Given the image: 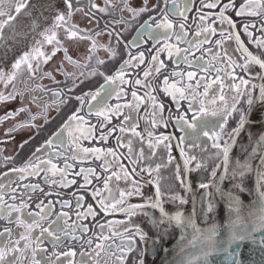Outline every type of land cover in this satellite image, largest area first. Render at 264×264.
Wrapping results in <instances>:
<instances>
[{"label":"snow or ice","instance_id":"1","mask_svg":"<svg viewBox=\"0 0 264 264\" xmlns=\"http://www.w3.org/2000/svg\"><path fill=\"white\" fill-rule=\"evenodd\" d=\"M106 3H111V0H106ZM124 7L132 14V18H136L140 16L142 13L153 12L156 11V16H150L148 21H145L144 24L140 25L141 29H144V32L147 36L155 41L153 44V49L150 51H154L155 54L151 55V61L148 67L143 72L142 78H136L133 81H129L125 78V70L128 67L139 68L141 64L145 63V55L143 52H139L136 56H131L130 53L129 59L125 60L121 65L117 72L112 76H105L104 83L101 84L95 91L89 92L85 94L84 97H76L77 100L81 102L83 105L85 103V99H87V103L89 108L95 109V113L98 117H103L104 122H101V129H105L106 123H110L113 117H119L123 115L122 125L127 124V127H123L121 125H117L111 129L107 130V134L104 132L101 133V140H106L108 135L111 132H114L119 129L121 133L131 132L133 136L140 137V139H144V137L136 131L137 128V120L136 117L132 115V113H136L140 106L144 104L146 101L149 104L151 111L148 112L146 110V115L151 117L148 122L155 127L158 123L163 124L165 127L168 125V120L175 121V126L179 128L181 135L178 138L177 147H180L181 144H187L189 150L192 149H200L201 153L206 151L203 145L206 143L205 138L208 141H211V147L216 149V152L213 153L214 158L223 157V166L217 164L215 168L212 170L213 181L210 183H200L198 185L199 188L204 189V192L200 195L199 201H197L196 197L193 195L192 197V211L191 214L185 215L184 211L178 207V209L169 213L163 207V199L162 193L160 191V185L158 183L155 184V192L154 198L147 197L142 204L136 205H126L119 208V211L126 212L129 216H135L137 213H143L147 216L148 226L155 230L157 233L158 239H163V237L168 234L169 229L173 227H180L183 232H186L188 228L193 229V241L198 242L201 245L200 251L198 254H194L191 258L185 260L181 258L180 264H196V262H200V264H209L210 257L213 253L223 252L229 264H243V262L239 259V249H233L232 245L236 241H242L246 239L250 233L247 231V226H244L241 230L242 221L239 215L241 198L233 191H225L222 188V184L225 180H235L237 183L234 184V187L243 192L245 191V180L248 176L254 174V184L257 187L258 192V200L260 201L262 207L260 209V215L258 221H256L255 226L252 228V231H256L257 229H264V151H260V149L264 148V132L257 134L256 140L253 142L252 151H250L245 160L243 162L237 160L235 167L232 168L231 172H229V158L230 152L236 144L237 139L239 138L241 132L245 130L246 125L252 123V113L259 106L261 110L260 119L264 120V85H261L259 88L258 96H254L252 91L247 92V97L244 99V103L246 104V108L237 107L240 104L241 99L245 97V90L241 88L240 85H236L230 81L228 87L230 89H235L234 94L232 95V101L229 103L225 100L223 95L224 88V80L221 78L220 73L224 72L226 74V78L234 79L235 68L239 67L245 72L249 71V68L252 65L259 66L262 70L261 73H257V75L264 80V38H254L253 32L250 31V28H255V24H243L241 25L243 32L247 35V37L251 38L252 43L256 45L257 49L260 50L259 54H254L249 48L244 44V41L241 39L240 32L235 31L236 23L232 20L230 16L226 13L231 9H235L234 0H227L226 3L223 0H212L209 3H203L202 7H207L210 9H216L218 6L220 10L218 13H215V20L212 21L214 24L216 20L220 22L221 25H226L233 29V31L225 30L221 31L222 37H227L229 39H234L236 43V52L240 54V61L237 62L233 60L232 56L228 54L226 50L222 53L221 51H217L213 59L216 60L217 63H226V67L221 69L215 67L212 63L206 62L201 65L199 63L200 57H194V51H199L204 44L209 43L208 36L215 34L216 29L212 27V24L205 25L204 21L209 17L205 16L202 12L199 15L200 24H198L197 32L193 39H188V32L186 31V21H187V12L190 10L191 0H157L156 4H152L149 7V0H142V4L140 7H133L128 0H123ZM3 4V0H0V5ZM66 8L68 9L67 13L58 12L54 18L53 24L49 29L46 30V33H50L45 35L46 43L53 44L55 43V47L53 48L52 55H55V52L59 50V46H61V41L56 39V29L64 28L66 33L70 38H83L80 37V32L83 31L78 28L77 25L70 24L71 16H72V8L73 3L72 0H65ZM161 4L163 6H161ZM25 7L23 3L16 4L14 7V11L16 13H20L21 8ZM51 5H49V8ZM93 8L99 7L96 4H92ZM80 11L81 9H76ZM101 12L106 11V8H99ZM245 13H248L251 16H264V0H244L239 6V9L236 10L237 16H244ZM6 15L3 11H0V16ZM87 15V13H86ZM173 18H179L180 23H176ZM15 18L8 14L7 19L0 21V45H3L5 41L8 39L7 36L3 35V28L9 21L14 20ZM15 28V24L9 25V29L12 30ZM259 31L264 32V23H261L259 27ZM201 32L204 33V39H200ZM109 35H114L116 43L119 44L120 41V33L115 32L113 29L109 32ZM143 35L139 36L140 40H143ZM174 38V42H173ZM137 38H134L132 43H135ZM222 41L217 40L216 45H221ZM186 45V47H181L180 45ZM157 45H159L157 47ZM101 47H107L105 45H100ZM96 47V42L93 41V48ZM127 48L128 45H125ZM66 58L71 61L72 58L67 56V49H64ZM108 51L110 52L112 57L117 55L114 48L108 47ZM205 51L212 54L211 49H205ZM162 53H166L168 59H172L174 56L177 58V66H179L180 62H183L189 69L196 68V71H184V70H173L170 75L174 78L172 82H169V75H165L163 77V92L170 96L174 101L175 108L177 110L176 114L172 113V110L169 108V115L167 118H164L163 113L165 110V105L161 102L155 93L156 88L152 86V82L149 80V77L155 79L156 76H159L162 70L167 68V65L163 59H160ZM39 57H43V59H39L38 57L30 56V53L25 52L23 56H21L16 62L13 64V71L10 75H8L9 80H13L16 78V72L20 70L21 66L24 65L31 75H35L37 69L41 68V64L46 63L47 60L51 59V56L44 57L43 53L38 54ZM32 59H36L37 63L35 65V69L33 67ZM135 61V63H133ZM98 64H103V60H97ZM198 72L203 73L202 75H198ZM210 73H215V78H212ZM44 75H51L50 73H43ZM66 75H71L66 73ZM103 75V74H102ZM5 73L3 70H0V79H3ZM54 79V78H53ZM131 83L133 88L139 86L145 89L143 95H139L137 91L133 90L131 92L132 99L130 101H126L125 103H116L112 104L111 100L113 96H115L117 101L123 100L128 93L125 91L123 85ZM248 81L243 80L241 78V84L247 85ZM215 86V91H212ZM255 88V86H253ZM211 93V94H210ZM10 99H15L14 94H9L8 96H3L0 94V101H6ZM219 100L222 102V106L218 105L216 101ZM181 101L187 102V108H183ZM94 102V103H93ZM128 110V114L124 113V110ZM26 109L20 108L16 111L9 110L7 113L0 117V120L9 119L18 114V112L25 111ZM238 115V120L236 122V127L226 131L225 126L228 123V118L232 117L233 113ZM159 119H156V118ZM209 117H220L219 120L209 119ZM34 119V117H32ZM79 121L81 123H85L83 119L78 116L76 113H73L72 116L69 117V120L65 122L62 127L53 134V138H49L45 141V145L53 148L55 150L56 143L54 140H60L62 143V135L64 130L70 127L72 122ZM23 125H17L16 127H21ZM95 126L90 125L86 129L82 131V135L87 138L94 131ZM15 127L9 129V132L14 131ZM249 138L251 139V133H247ZM148 146L149 148H155L163 141H171L173 139H177L174 136H160L156 138L155 144L153 143L151 137L152 133H148ZM118 147H127L128 153L130 156H133V149L131 147L132 140L129 139L127 143H123L122 137L118 136L116 138ZM74 143H78L74 140ZM169 144H165L164 147H169ZM43 148L44 145H41ZM40 149H37V152ZM80 152L90 153L96 158H101V156L106 152L108 155L117 156V153L109 148L107 150L99 149V148H84L77 149L74 152L73 159L80 155ZM181 155L185 157L184 159V170L187 174L192 169L189 167L192 161H196L195 168L199 169L202 167V162L197 160V156L191 155L189 156L183 147H180ZM58 156L59 152L56 153ZM144 155V150L141 148L139 156L142 157ZM259 156V161L256 164L255 168L252 165V160ZM40 158L36 155V152L32 154V157L29 158L28 162L24 165L23 168L13 169V171L18 172H27L29 175H37L39 171H44L45 167H47V171L52 172L53 174L56 171H59L61 175L60 184L62 186H67L69 184H74L75 180H66L64 177L67 176L68 170L71 168V165L68 164L67 159H65V166L63 169H57V165L52 163L51 159L46 161H40L39 164H35L34 160H39ZM139 157H135L131 160L133 164L138 162ZM45 166V167H42ZM50 166V167H48ZM105 169L110 167L107 159H105L104 165L102 166ZM117 167L123 170V165L117 161ZM159 169V165H157V170ZM135 169H133V172ZM143 171V169H142ZM151 169H148L149 174H151ZM179 171V168H178ZM221 174L218 176L217 172ZM93 173V169H80L81 173ZM131 174L125 172L123 176L118 173H112L111 177H107L104 180V188L108 189L109 194L111 195V189L109 188V180L112 177L116 179H124L129 180ZM177 179L180 180V183L184 185L185 190L189 193L192 192L191 182L187 180L186 176L184 179H180L179 175H177ZM85 185L90 184L91 180L88 178V175L84 176ZM53 184L56 181H52ZM133 184V192L128 193V195H143L139 187H137V182L132 180ZM25 187L30 188L33 191L43 192V189L39 188V185H26ZM83 187V185H82ZM212 188L215 190V193H219L224 199L227 200L229 215L235 214L236 220L229 221V232L226 237H223V246L220 247L218 245L221 244V240L217 239L220 235V229L218 226H212L207 230H202L197 227L195 222V216L197 212L201 215H207L209 213H214L217 211V205L215 202V196L209 189ZM47 195V194H45ZM121 200L116 201L112 200L110 203H106L105 198L101 196L99 190L93 192V197L97 198L96 203L99 204V207L102 211L107 213L109 210L115 211L116 205L123 203V197L125 193H120ZM171 202L177 203L178 205H184L188 203V198L185 196H181L176 194L169 198ZM77 207H81V202L83 197L77 196ZM61 206H68L69 201L62 200L60 201ZM26 205L22 202L19 207L16 205H8L3 202L2 198H0V214H6L7 216H11L13 212L18 213L19 215L16 217V223L22 225L25 228V233H21L19 239H16L13 243L11 240V229L5 228L3 232H0V236H3L4 233H8L9 235V243L12 244V247L9 248L8 244L0 246V264H8L6 257L10 254L20 252L23 254V249L19 248L20 241H25L24 249L31 248L32 254V264H41V260L36 259V255L38 250H41L43 241L41 237H51L52 243L55 246L58 243H62L63 239H73V240H83V236H76L73 234L75 231H79L81 233L88 232V227L86 224H77L73 222L71 226L67 224V213H58L56 215L55 220H49L52 215L53 204L49 201L48 204H44L41 201L40 204L37 205L38 208L41 209V212L35 214V218L31 221L22 220L20 217L23 215V210ZM153 209L158 210L159 217L153 215L152 213L145 212V209ZM31 215V214H29ZM97 215L96 210L94 209L92 204H88L86 210L84 212H77V220L87 219V217L92 216L95 217ZM64 218V223L61 224V219ZM42 221H47V227L44 226ZM238 222H240L238 224ZM68 227H72L73 232L68 231ZM101 229H103V225H100ZM135 227V234L139 237L140 240H144L147 237V233L144 232L142 228L138 225ZM35 229H39V234L35 237L32 236V233ZM125 232H128L129 229L125 228ZM103 240H108V237H102ZM264 243V240L261 241ZM191 243V242H190ZM85 244L88 245L89 248H92L93 239L89 238L85 241ZM33 245H35L33 247ZM127 251H125V244L122 243L118 247V254L116 251H113L114 248H117L115 243L109 244L107 247L103 243H96L95 248L92 249L91 252H81V259L76 262V264H108L109 260L112 261V264H126V259L128 253L131 252L134 248V237H127L126 241ZM103 253V255H102ZM55 261H59L60 257H68V264H73L72 258L76 256V252L74 249L69 248L66 252H60L59 254L54 253ZM55 261L49 258L45 261V264H55ZM16 264H20L19 261ZM136 264H144L143 253H140Z\"/></svg>","mask_w":264,"mask_h":264},{"label":"rangeland","instance_id":"2","mask_svg":"<svg viewBox=\"0 0 264 264\" xmlns=\"http://www.w3.org/2000/svg\"><path fill=\"white\" fill-rule=\"evenodd\" d=\"M193 1L194 0H191L192 5L194 3ZM20 3H23L25 7L21 8L20 13H16L14 11V7L16 4ZM72 3L73 8L71 10L72 16L70 24L77 25L79 29L83 30L80 32V37L83 38H70L64 28L56 29V39L61 41V46H59V50L55 52V55H52V51L56 45L55 43H46L45 35L50 34L46 33V30L49 29L53 24L56 14L58 12L67 13L68 9L66 8L65 0H3V4L0 5V11H3L6 14L4 16H0V21L7 19L8 14L15 18L4 26L2 30L3 35L7 36L8 39L3 45H0V70H3L5 73L4 78L0 79V94L3 96L14 94L15 99L0 101V117L4 116L9 110L16 111L20 108L26 109L25 111L18 112L17 115L9 119L0 120V198H2L4 203L8 205L14 204L17 207H19L23 202L26 207L24 208L23 215L20 218L22 220L31 222L35 218V214L41 212V209L38 208L37 205L40 204L41 201H43L44 204H48L53 198L50 199V193L49 195L40 193V198L36 199L37 196L32 198L30 197V193L35 195V191L25 186L39 185L40 189H46V186L49 184L48 187H52L54 185L52 181H55V179H49V177L54 175L53 177L57 176V186L60 187L62 186L59 183L61 180V175L59 171H56L55 174L47 171V167L43 165L42 167H45V170L39 171L37 175H29L27 172L13 171V169L23 168L26 162H28L29 158L32 157L34 152H36V155L40 158L39 160H34V163L39 164L40 161H46L47 158L52 160L51 154L53 155V153L56 154L59 152L57 151L59 150L58 147L63 149V152H65L67 149H70L71 158H73L74 152H76L77 149L99 148L107 150L111 148L117 153V156H111L105 152L101 158H96V156L90 153L80 152V155L74 160L78 162L90 161L91 159L100 161L98 162L99 169L102 171H108V174H106L104 180L107 177H111L112 173L114 172L121 176H123L125 172L130 173V179L126 181L124 179H116L115 177H112V179L109 180L111 195L109 194L108 189L104 188V180L99 186L94 187L93 184L92 187L87 188V191H92V194L90 193L89 195L90 197H87L85 192L81 191H73V194L70 196L55 195V202L53 200V202L51 201L53 204V209L49 220H55L58 213H67L66 219L69 226H71L73 222L77 224H86L88 227V232H73L72 227H68L69 232H73V234L76 236L84 237L83 240H80V244H76L77 240L65 238L58 246L57 244L54 246L51 237H41L43 244L41 250H38L37 252L36 259L41 260V264H45V261L49 258L55 261V256L53 255L54 253L59 254L60 252L68 251L69 248H75L74 250L76 252V256L72 258V261L73 264H76V262L81 259L80 253L82 251L91 252L92 249L95 248L96 243H103L105 247H107L110 242L115 240L114 236L125 233V228L131 230L134 225H139L147 231H153V233L149 234V239L145 238L139 242V245L141 244V253H143L144 264H151L159 254L161 245L164 243L168 244L176 235L177 231H175L174 227L169 229L168 234H166L163 239H158L155 230L148 226V218L143 213H137L135 216H129L126 212H124L116 216L103 217V212L101 211L99 204L96 203L97 198L93 197V192L99 190L101 196L105 198L106 203H110L113 199L116 201L121 200L120 193L123 192L125 193L124 197L126 198L124 199L123 197V203L121 205L119 203L116 205V208H119L123 205H126V203H131V201L137 202L145 200L149 194L150 196H153L152 186H150L148 182L146 183L141 179H139V181L135 179L132 168L127 164V159L122 154L127 156L130 161L135 157H139L137 163H131L140 175L146 176L147 173H141L139 170H153V175L151 178L156 181L155 183L160 185V191L163 194L162 197L166 199L164 201L169 208L172 206V202L169 199L170 197L176 194L181 196H186L189 194L185 190L184 185H182L180 180L177 179V175L180 176L181 174L178 173V162L175 156L170 152L171 144H169V141H163L155 148H149L148 146V133H152L151 139L155 144L156 138L162 136L159 135V133L162 131L155 130V127H153L148 122L152 118L146 115V110L148 112L151 111L147 101L140 106L136 113H132V115L136 117L137 120L138 126L136 131L139 132L144 137V139L133 136L131 132L126 131L121 133L118 128L113 132L115 135L113 138L121 136L123 143L125 144L129 139L132 140L131 147L134 153L133 156L129 155L127 147H120L119 149L117 146L112 148L94 143H102V141H106L100 139L102 132L107 134L108 129H111L117 125H121L123 127H127L128 125L121 124L123 121V115H121L119 117H113L110 123L105 122V129H101L100 124L101 122H104L103 117H101V120H96L95 118L89 119L84 115V113H91L94 114L95 117H98L95 113V109L89 108L87 99H85V103L83 105L80 101L78 102L79 113L77 115L80 116L83 121H85V123H81L79 121L72 122L70 127L63 132L62 143L60 140H54V143L57 145L55 150L45 145V141H47L49 138H53V134L56 133L73 114H71L68 119L64 121V123L60 124L57 130L49 133V135L46 137L44 136L45 139L41 140L42 142L40 144L34 146L33 153L29 152L28 150L31 144L28 140L32 136L41 134L39 126L49 129L52 127L54 121L57 119L59 120L61 115H57V111L61 105L64 106V103L68 97L76 99V97H84L85 94L95 91L96 88L104 83L105 76L114 75L120 68V65L125 60L129 59L128 53H130L131 56H136L139 52H143L145 55V63L141 64L139 68L128 67L125 70V78L129 81H133L136 79L135 77L142 78L143 72L151 61V55L155 54L154 51H150L153 49V44L155 41L145 34L144 29H141L140 25L144 24L145 21H148L150 16H156V11L142 13L140 16L133 19L132 14L124 7L123 0H111V3H106V0H72ZM128 3H130L133 7H140L142 0H128ZM156 3L157 0H149V7ZM242 3H244V1ZM242 3H240L239 6ZM92 4H96L99 7L93 8ZM49 5H51L50 8ZM161 6L163 5L161 4ZM99 8H106V11L101 12ZM76 9L81 10L77 11ZM186 15L189 17L188 14ZM245 15L249 16L248 13H245ZM11 24H15V28L12 30L9 29V25ZM259 27L249 29L253 32L254 38H264V32L259 31ZM113 29L115 32L120 33L121 42L119 44L116 43L114 35H109V32H111ZM141 35L144 37L143 40L139 39V36ZM134 38L137 39L135 43H132ZM93 41L96 42L95 48H93ZM100 45H105L107 47H101ZM125 45H128V47L126 48ZM158 46L159 45H157V47ZM228 46H232L230 41ZM108 47L115 49L117 53L115 57L111 56L110 52L108 51ZM64 49H67V56L72 58L71 61L66 58ZM25 52H28L30 53V56L38 57L39 59H43V57H39L38 54L43 53L44 57L51 56V59L47 60L46 63L41 64V68L36 70L35 75H31L29 70L24 65H22L20 70L16 72V78L9 80L8 75H10L13 71V64L16 62V60L23 56ZM147 52H149L150 55H148ZM165 55L166 53H162L160 59L165 60ZM98 59L103 60L104 63L98 64ZM31 62L33 63V67L35 69L37 60L32 59ZM133 63H135V61H133ZM43 73H50L51 75H44ZM66 73L71 75H66ZM100 78L101 82L98 85H95L97 80ZM159 82L160 80H157L158 87L160 91H162L160 93L163 94L164 98L166 97L164 99L166 101L163 102L165 105L163 116L164 118H167L169 112L165 113V111L168 110V105H171L172 99L163 92V84L159 85ZM123 87L128 95L121 101H117L115 96H113L111 100L112 104L130 101L132 99L131 92L133 90L137 91L139 95H143L145 92V89L139 86L135 87L134 89L131 83L125 84ZM234 92L235 89L230 88H228V91L225 92L226 94L224 95V98L229 103L232 101V95ZM153 94L158 96V94ZM158 99L160 98L158 97ZM216 103L222 106L221 101L217 100ZM124 113L128 114V110L125 109ZM89 116L90 115H88V117ZM32 117H34V119ZM156 119L159 118L157 117ZM209 119L219 120L220 117H209ZM171 123H175V121L168 120L167 126L171 125ZM17 125L23 126L16 127ZM90 125L95 126L94 131L90 134V136L85 138V136L82 135V131ZM159 125L165 128L163 124ZM171 126L172 128L175 127V125ZM14 127L15 130L9 132V129ZM181 134L183 135V133ZM74 140L78 143H74ZM205 141L206 143L203 145V147H205L206 151L204 153H201L200 149L189 150L186 143L184 146L181 144V147L185 149V152H187L188 149L189 154L197 156V160L202 162V167L198 169L199 178L196 180L198 182H200L203 177L208 176L206 172L208 170H213L221 158L213 157V153L216 152V149L211 147V141H208L207 138H205ZM165 144H169L170 146L166 148L164 147ZM41 145H44V147L42 148ZM141 148L144 150V155L142 157L139 156ZM37 149H40V151L37 152ZM61 155L62 153H60L59 157H61ZM66 155L68 156L67 152ZM54 157L55 159H58L56 155H54ZM105 159H107L108 163L110 164V167L107 169L102 167L104 165ZM14 161H16L15 167H7L8 163ZM117 161L123 165V170L117 167ZM67 162L71 165V168L68 170L67 176L64 178L70 181L73 180V175H71L73 164L71 163V160H68ZM52 163L57 165V169H63L65 166V162L59 164L57 163V160H52ZM157 165H159L158 170ZM82 168L93 169L94 172H85L77 175V173H79L80 169ZM93 174H95L96 177L100 175L98 170L94 168L93 165L87 167H78L74 173V175L80 177L83 185H85L84 176L88 175V178L91 180L90 177ZM42 177H47L48 183H46V185L38 181L36 182L37 179L40 181V178L42 179ZM132 180L137 182V187H139L140 192L143 194L142 196L135 194L126 195L128 192H133V184L131 183ZM249 182L250 178L248 176L245 180V186L249 185ZM57 186H54L53 188H56ZM56 191L57 190H55V192ZM60 193L62 192L60 191L59 194ZM77 196L83 197L81 207L79 208L77 207ZM62 200L69 201V205L62 207L60 203ZM34 201L36 202V205L32 203ZM88 204L93 205L97 215L95 217L89 216L87 219L77 220L76 213L84 212ZM187 204L181 205L179 208L185 207ZM216 205L217 211L214 213H209L205 216L198 212L199 219L204 222L220 214L223 208H220L217 203ZM174 206L177 205L174 204ZM177 209L178 207H176L174 210ZM144 211L152 214L154 213L151 209L147 208ZM18 215L19 214L16 212H13L10 217L6 214H0V219L4 218V221L8 219L15 222ZM153 215H155V213ZM91 219L95 220V225L92 224L93 221L91 222ZM41 223L47 227V221H42ZM63 223L64 218L61 219V224ZM100 225L104 226L103 229H101ZM12 227L13 228L9 229H11V240L14 243L16 239H19L20 234L25 233L26 230L22 225L17 224L16 222ZM4 229L5 228H0V232H3ZM38 234L39 229H35V231L32 233V236L35 237ZM104 236L108 237L109 239L101 240L100 237ZM151 236L157 237V239H155L154 242L149 243V240L152 238ZM127 237H129V233L125 238H122L121 236L120 239H122L121 241L124 243L127 241ZM89 238L93 239L92 248H89L88 245L85 244V241ZM153 243H155L157 246ZM5 244H8L9 248L12 247V244L9 243L8 233H4L3 236H0V246ZM24 244L25 241L21 240L19 248L23 249V254L17 252L6 257L8 264H16L17 261H19L20 264H32L31 248L24 249ZM34 246L35 245H33V247ZM155 250L157 251L154 253ZM125 251H127L126 244ZM68 260V257H60V260L55 261V264H68ZM136 261L137 259L134 253L132 256L129 255V257H127L126 264H136ZM108 264H112V261L109 260Z\"/></svg>","mask_w":264,"mask_h":264},{"label":"flooded vegetation","instance_id":"3","mask_svg":"<svg viewBox=\"0 0 264 264\" xmlns=\"http://www.w3.org/2000/svg\"><path fill=\"white\" fill-rule=\"evenodd\" d=\"M205 1H207V2H205ZM243 1L244 0H234L235 9H231L230 8L227 11L226 14L228 16H230L233 21H235V23H236L235 31L240 32L241 39L244 41V44L254 54H259L260 53L259 50L257 48H255L256 45L253 44L252 43V40L249 37H247V35L243 32L241 25L248 23V24H255L256 27H259L262 22L264 23V16H251V15H249V16H246V15H244V16H237L236 15V10H238L239 4L242 3ZM193 2H194L193 5L190 4V10L187 12V14H188L189 17L187 18V21L185 22L186 23V31L188 32V39H193L194 36H195V33L198 30L197 26H198V24L201 23L200 20H199V15H200L201 12L205 16L209 17L207 20L204 21V24L205 25L212 24V27H214L216 29L215 34H212V35H209L208 36L209 43L204 44L203 47L199 51H194V53H193L194 57H200L201 58L200 61H199V63L201 65L205 64L206 62H210L215 67H218V68L223 69V68L226 67L227 61L225 63H217L216 60L213 59V56H214V54L217 51H221V53H222L224 50H226L228 52V54L230 56H232L233 60L237 61L238 63L241 62L240 61V54L238 52H236V50H235L236 49L235 40L234 39H229L226 36L225 37H222L221 36V31L225 30V28H227V31H233V29L230 28V27H227L226 25H221L218 20H216V22L214 24L212 23V21L215 20V15L214 14L219 12L220 7L218 6L216 9H210V8H207V7H202V0H194ZM203 2H205V4H206V3L212 2V0H203ZM223 2L226 3L227 0H223ZM261 17H263V18H261ZM173 19H175V22L176 23L184 22V21H181L179 18H173ZM199 38L201 40L204 39V33L203 32H201V35H200ZM217 40L222 41L221 45H216V41ZM173 41H174V38H173ZM229 41L232 43V46L231 47L228 46L229 45ZM180 46L181 47H186V45H183V44H181ZM205 49H211L212 50V54H210L209 52L205 51ZM147 54L150 55L149 52H147ZM165 56H166V58H165L164 61H165L166 65H167V68L164 69V70H162L161 74L159 76H156L155 79H153L152 77H150V81L152 82V86L154 88H156L155 94H158L157 97L160 98L159 100L161 102H165L166 100L162 99V96L160 94V89L158 87L157 80H160V82H159V85H160V84H163V77L165 75H169V82L170 83L172 82L173 79H178V78H174V77H172L170 75V73L173 70H177V71H180V70H184V71H189V70L190 71H196V68L189 69L183 62H180L179 63V66H177V63H176L177 58L175 56L172 59H168L167 54ZM262 58H264V57H262ZM257 73H261V69L259 68V66H256V65H252L249 68V71L248 72H245L241 68L236 67L235 68V72H234V79L233 78H226V74L224 72H221L220 73L221 78L224 80L223 95H225L226 94L225 92L228 91V88H229L228 85H229L230 81L232 83L236 84V85H240L241 88L245 90V97L241 99V102H240L239 105H237V107L246 108V104L244 103V99H246V97H247V92L248 91H252V93L254 95L256 93V91L260 88V86L261 85H264V80H262L257 75ZM202 74L203 73L198 72V75H202ZM210 75H211L212 78H215V73H210ZM241 78H243V80H247L248 81L247 85H242L241 84ZM253 86H255V88H253ZM214 88H213L212 91H215ZM181 104H182L183 108H185V109L187 108V102L181 101ZM169 108L172 110V113L173 114H176L177 113V110L175 108V104H174V101L173 100H172L171 105H168V109ZM165 113H168V110H166ZM260 115H261V110H260V108L258 106L253 111V113H252V118H251L252 119V123L249 124V125H246L245 130L243 132H241L239 138L236 141L235 146L233 147V149L230 152L231 156L229 158V172H231L232 168L235 167V164H236V161L237 160H239L241 162H243L245 160L247 154L250 151H252L253 142L256 140L257 134H259L261 132H264V122L261 123V124H259V125H255L256 122L264 121V120H261L260 119ZM238 118H239L238 115L234 112L233 115H232V117H229L228 118V123L225 126V129L228 128L231 125L232 120H235V124H234L233 128L236 127V122H237ZM171 125H175V123H171ZM171 125H169V126H167L165 128L162 127V129L158 130V131H162V132L159 133V135L170 136L169 134H167V132H169V130L171 128L172 131L176 134L177 139H178L182 134H181L179 128H177L176 126L172 128ZM251 125H255V126H251ZM249 132L252 134L251 135V139L247 135V133H249ZM169 144H171V148H170L171 150H170V152H171V154H173L175 156V158H176V160L178 162V165H179L178 168L181 169V176H182L183 168H182V165H180L181 162H180L178 156L175 154L174 143L171 140V141H169ZM115 145H117V142L116 143L114 142V146ZM182 145L184 146V144H182ZM186 149H187V147H186ZM260 151H264V148L260 149ZM186 153L189 156L193 155V154H189L188 149H187V152ZM222 159H223V157H221L219 159L218 164H220V165L223 164L222 163ZM127 160L130 161V159L128 157H127ZM258 161H259V156H257L256 158H254L252 160L253 167L256 166V164L258 163ZM195 164H196L195 161H192L190 163V166H191V169H192L190 171V176H191V182H192V184L195 185V186H198L200 183H206L207 184V183L211 182L213 180V177L211 175L212 170H208L206 172L208 176L203 177L200 182L196 181L199 178V175H198V169L195 168ZM139 171L141 173H144V174L147 173L146 176H152L153 175V170L151 171V174H149L148 170L147 171H145V170H143V171L142 170H139ZM252 177H253V174L249 176V178H250L249 185H246L245 186V191H243V192L237 190L234 187V184L237 183V181H235V180H225L224 185H226L228 188H230V190H232L233 192H236L239 195H242L244 197H247L253 191L252 190L253 184H251ZM181 179H183V176L181 177ZM84 188H86V187H84ZM78 189H81V188L78 187V188L73 189L71 191V194H73V191H78ZM261 190H264V189H261ZM209 191L212 192L211 188L209 189ZM203 192H204V189L198 191V194H197L198 201H199L200 195ZM148 197H152V196H150V194H149ZM185 197L188 198V195H186ZM162 199H163V206L167 210H170L171 211V210H174L176 207H180L181 206V205H178L177 203H173L172 202V206H170V208H169L165 204V201L164 200H166V199H164L163 197H162ZM215 202L221 208V205L217 201L216 198H215ZM174 204H176L177 206H174ZM151 210H152V212L155 213V216L159 217V213H158L157 210H153V209H151ZM198 218H199V214H198ZM134 226H136V225H134ZM139 227L142 228L141 226H139ZM143 230H144V232L147 233V237L146 238L149 239V236H150L149 234L150 233H153V231H147L145 229H143ZM128 233H129V236H134V248H133V250L131 252L128 253V256L127 257H129V255L132 256V254L135 253L136 259H138V256L141 253V244L139 245L140 239L135 234V227H133L128 232H125V233H123L121 235L114 236V239L115 240H113L109 244H112L114 242L115 245L117 246V248H114L113 250H116L118 252V250H117L118 247L123 243L121 241L122 239H120L121 236H122V238H125L126 235H128ZM154 235H156V234H154ZM96 237H97V235H96ZM151 237L152 238L149 240V243L150 242H154L155 239H157V237H154V236H151ZM100 238H101V240H103L102 237H100ZM78 241L79 240H77V243L76 244H80ZM124 243L126 244V242H124ZM59 244L60 243H58L57 246ZM153 244H155V243H153ZM160 250H161V248H160ZM156 251L157 250H155L154 253Z\"/></svg>","mask_w":264,"mask_h":264},{"label":"water","instance_id":"4","mask_svg":"<svg viewBox=\"0 0 264 264\" xmlns=\"http://www.w3.org/2000/svg\"><path fill=\"white\" fill-rule=\"evenodd\" d=\"M258 94H259V89L256 91L254 96H258ZM263 122L264 121L256 122L255 125H259ZM255 125H251V126H255ZM167 134L177 138L176 134L172 131L171 128L169 132H167ZM172 142L174 143L175 154L178 156V158L181 161V165L183 168V173H182L183 179L186 176L187 180L191 182L190 171L186 174L184 170L185 157L181 155L180 152L181 145L180 147H177L178 139H173ZM127 163L133 170L134 168L132 167L131 162L127 160ZM222 163H223V159H222ZM189 167L191 168L190 165ZM133 173L136 177L140 178L142 181L146 183L148 182L152 186L153 188L152 197L154 198L155 184H156L155 181L150 176L144 177L140 175L138 171H134ZM220 174H221L220 172L217 173L218 176ZM251 184H253L252 187L253 191L249 196L244 197L236 193L241 198V205L239 210V215L242 221L241 230L243 229L244 226H247V231L250 233V235H248L246 239L242 241H236L232 245V248L239 249V259L243 262V264H264V243L261 242L262 240H264V229H257L256 231H252V228L255 226L256 221H258L259 219L260 209L262 207L260 201L258 200L257 187L254 184V174L251 180ZM191 186H192V192L191 193L188 192L189 193L188 204L185 207H181L185 215L191 214L192 197L194 195L198 201L197 193L201 189L198 186L193 185L192 182H191ZM222 188L225 191H232L230 190V188L224 185V183L222 184ZM90 193L92 194V191H90ZM212 193L214 194V196L220 203L221 207L223 208L221 213L216 215L214 218L210 220H206L204 222L198 219L196 214L195 222L197 227H199L202 230H207L214 225L218 226L220 229V235L217 237V239L221 240V244L218 246L222 247L223 246L222 238L226 237L229 232V221L230 219L236 220V216L235 214L231 216L229 215V208L226 199H224L219 193H215L214 189H212ZM142 203L144 202L126 203V205L129 204L136 205ZM119 208H116L115 211H108L107 213L101 210L103 212V217H105L106 215L116 216L118 214L124 213L122 211H119ZM165 210L168 211L169 213H173L176 211V210L169 211L166 208ZM239 223L240 222H238V224ZM174 228L175 231H177L176 235L173 237L172 241H170L168 244L167 243L162 244L159 254L151 264H180L181 258L187 260L191 258L192 255L199 253L201 245L198 242L193 241V229L188 228L186 232H183L182 229L178 226ZM196 264H200V262H196ZM209 264H229V262L227 261L225 254L221 251L219 253H213V255L210 257Z\"/></svg>","mask_w":264,"mask_h":264},{"label":"trees","instance_id":"5","mask_svg":"<svg viewBox=\"0 0 264 264\" xmlns=\"http://www.w3.org/2000/svg\"><path fill=\"white\" fill-rule=\"evenodd\" d=\"M255 48H257V47H255ZM259 50V49H258ZM259 52H260V50H259ZM101 67V66H100ZM110 71V70H109ZM109 71H106V72H109ZM135 78H138V77H135ZM101 82V78L99 79V80H97V83L95 84V85H98L99 83ZM160 92H162V91H160ZM161 94V96H162V99H165L164 98V96H163V94L162 93H160ZM78 102H79V100L77 101V99H74V98H71V97H68L67 98V100H66V102L64 103V106H62L61 105V107L58 109V111H57V115H61V117L59 118V120L57 119L56 121H54V123H53V125H52V127L51 128H49V129H45L44 127H42V126H39V128H40V131H41V134H39V135H35V136H32L28 141L31 143L30 144V146H29V152H31V153H33L34 152V150H33V148H34V146H36V145H38V144H40L42 141L41 140H43V139H45V137L46 136H48L49 135V133H51V132H53V131H55V130H57V128L59 127V125L60 124H62V123H64V121H66L67 119H68V117L71 115V114H73V113H76V114H78L79 113V111H78ZM82 110H84V109H82ZM84 115L87 117V118H95L96 120H101V117L99 118V117H95V115L94 114H91V113H84ZM88 115H90L89 117H88ZM233 119V118H232ZM99 122V121H98ZM234 124H235V120H232V123H231V125L228 127V128H226L225 130L226 131H228V130H230V129H232L233 128V126H234ZM160 129H162V127L159 125V124H157L156 126H155V130H160ZM45 136V137H44ZM115 135H114V133L112 132V134H110V136H108V138L106 139V141H102V143H100V142H94V143H96V144H99V145H104V146H109V147H115L114 146V141H115V139L116 138H113ZM35 137H37V138H35ZM33 138H35V139H33ZM117 141V140H116ZM93 144V143H92ZM58 149L59 150H57V151H59V153H62V155H61V157H59L57 154H55V153H53V155L51 154V158H52V160H57V163H63V162H65V159H67V161L69 160H71V163L73 164V169H71V175H73V180H75V183L74 184H70V185H68V186H60V187H58L57 185V181H56V177H53V176H50L49 177V179H55V181H56V183L52 186V187H48V185L46 186V189H43V192H40V191H35V195L33 194V193H30L31 195H30V197H32V198H34V197H36L37 196V198L36 199H38V198H40L39 197V194L40 193H43V194H48L49 195V193L51 194L50 195V199H52L54 202H55V200H56V196L55 195H59V196H65V195H71V191L73 190V189H75V188H78V187H80L81 189H78V191H81V192H85V194H86V196L87 197H90L89 195H90V193H89V191H87V188L88 187H92V185L94 184V187H96V186H99L100 184H102V182H103V180H104V177L106 176V174H108V171H106V170H101V169H99V163L98 162H100V161H98V160H96V159H91L90 161H76V160H74L73 158H71V152H70V149H67L65 152H63L62 150L63 149H61V148H59L58 147ZM66 152L68 153V156L66 155ZM54 155H56V157H58V159H55V157H54ZM47 159H49V158H47ZM46 159V160H47ZM15 165H16V161H14V162H10V163H8L7 164V167H15ZM94 166V168H96L97 170H98V173H100V175L98 176V177H96V175L95 174H93L90 178H91V183L90 184H88V185H83L82 184V180L80 179V177H78V176H76V175H74V173H75V170H77V168L78 167H81V166H84V167H87V166ZM114 169V168H113ZM112 169V170H113ZM178 173L179 174H181L180 173V168H179V171H178ZM177 173V174H178ZM52 175V174H51ZM180 177H181V175H180ZM48 179V180H49ZM41 182L42 184H45L46 185V183H48L47 182V177H42V179L40 178V181H39V179H37L36 180V182ZM82 185H83V187H82ZM54 186H57L56 188H53ZM84 187H86V188H84ZM93 187V188H94ZM50 188H51V190H50ZM57 190L56 192H55V190ZM61 191L62 193H60L59 194V192ZM52 193H53V195H52ZM128 193H130V192H128ZM128 193L126 194V195H128ZM126 197H124V199H125ZM51 200V201H52ZM52 201V202H53ZM124 201H126V200H124ZM34 205H36L35 203V201L34 202H32ZM32 203H31V205H32ZM121 205V204H120ZM102 214V213H101ZM91 222L93 221V225L95 224V220H90ZM15 224V222L14 221H11V220H8V219H6V221H4V218H1L0 219V228H13L12 226ZM89 224V223H88ZM97 225V224H96ZM79 243H80V240L78 241ZM77 243V242H76ZM47 248V247H46ZM73 249V248H72Z\"/></svg>","mask_w":264,"mask_h":264}]
</instances>
